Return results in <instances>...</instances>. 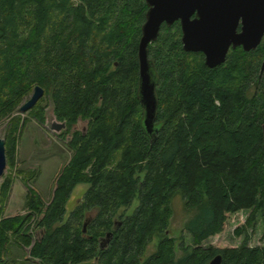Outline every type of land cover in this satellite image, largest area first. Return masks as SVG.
Wrapping results in <instances>:
<instances>
[{
	"label": "trees",
	"instance_id": "trees-1",
	"mask_svg": "<svg viewBox=\"0 0 264 264\" xmlns=\"http://www.w3.org/2000/svg\"><path fill=\"white\" fill-rule=\"evenodd\" d=\"M147 9L146 0H0V119H9L8 163L29 116L44 123V96L66 123L61 136L72 133L71 155L50 200L30 189L27 213L0 215V264L92 258L97 264H210L217 254L220 264H264V79L258 83L264 42L249 51L238 46L225 63L209 67L200 53L182 48L178 25H163L149 45L159 73V130L152 142L137 94ZM36 84L45 93L22 115L19 106ZM79 120H87L85 129H73ZM80 182L89 187L64 219ZM11 183L9 174L0 183V202ZM177 192L193 210L185 222L193 242L181 237L177 256L176 238L164 234L143 258L154 235L166 232ZM135 197L134 211L115 222L118 209ZM87 208L95 215L85 220ZM241 209L250 212L236 231L260 220L262 244H249L248 235L235 246L203 244ZM41 213L43 234L34 239L32 219ZM108 230L114 235L102 248L99 236ZM12 243L31 246L30 256L14 253Z\"/></svg>",
	"mask_w": 264,
	"mask_h": 264
},
{
	"label": "rangeland",
	"instance_id": "rangeland-1",
	"mask_svg": "<svg viewBox=\"0 0 264 264\" xmlns=\"http://www.w3.org/2000/svg\"><path fill=\"white\" fill-rule=\"evenodd\" d=\"M42 103H46L44 123H40L36 118L29 116L30 118L18 143L14 162L13 164L8 163L6 173L1 180L2 183L8 174L12 177V183L7 197L4 201L0 202L1 216L27 213L29 211L27 198L30 189H33L36 196H41L45 202H48L53 195L62 167L69 161L71 149L67 146V141L71 138L72 133L70 132L62 137L61 132L65 127L59 129L54 125L58 121L60 122V120L57 119L54 113L53 101L48 96H44ZM26 114H28L27 111L22 112V115ZM8 121V118L0 119L1 137H6ZM86 126L87 120H79L73 126V129H85ZM88 187L89 183L87 182H80L74 187L66 204L67 209L64 219L83 200ZM138 202V197H135L129 205L121 206L113 217L114 221H121L120 215L122 213H132ZM171 205L173 214L169 220L166 232L154 235L144 250L143 258L156 250L158 241L164 234L176 238L177 256H180L183 252L179 246L181 237H184L183 241L186 243L193 242L192 234L185 226V222L191 216L193 210L184 205V198L178 192L173 197ZM249 212L250 209H241L229 213L223 230L206 238L203 244L235 246L241 244L247 235L248 238L246 240L249 244H262L263 227L260 220H258L256 226H248L247 229L242 230L240 233L236 231V228L245 223ZM42 215L43 213L39 214L36 218L37 220L32 219L34 239L41 237L43 234V227L38 224V219ZM94 215L95 209L87 208L85 211V220L90 217L93 218ZM57 224L59 223L56 222ZM30 247L12 243L10 248L14 253H19L21 258H24L30 256ZM34 261L38 262L39 260L34 259ZM86 263L97 264L96 259L93 258Z\"/></svg>",
	"mask_w": 264,
	"mask_h": 264
},
{
	"label": "water",
	"instance_id": "water-1",
	"mask_svg": "<svg viewBox=\"0 0 264 264\" xmlns=\"http://www.w3.org/2000/svg\"><path fill=\"white\" fill-rule=\"evenodd\" d=\"M148 9L142 24L139 41L138 97L142 104V123L152 142L157 138L159 94L157 83L159 73L155 58L149 55V45L155 40L163 22L172 23L181 19L183 41L187 49L203 50L205 62L216 66L226 60L231 43L243 44L250 50L259 45L264 35V0H146ZM195 14V17L192 15ZM241 22V29L238 30ZM264 68V60L262 63ZM45 88L36 84L29 96L20 104L22 112L30 110L44 95ZM57 128L66 126L58 121ZM8 167L6 137L0 136V183ZM87 221L84 223L86 231ZM113 230L99 236L101 247L108 246ZM217 254L210 264H220Z\"/></svg>",
	"mask_w": 264,
	"mask_h": 264
},
{
	"label": "flooded vegetation",
	"instance_id": "flooded-vegetation-1",
	"mask_svg": "<svg viewBox=\"0 0 264 264\" xmlns=\"http://www.w3.org/2000/svg\"><path fill=\"white\" fill-rule=\"evenodd\" d=\"M148 7H149V6H148ZM192 17H195V14H193ZM163 25H166V26H168V27H173L174 25H178V26H179L180 40H181V46H182V48H183L185 51H187V52H197V53H200L201 56L203 57L204 63H205L207 66H209V65L205 62V61H206V60H205V58H206V54H205V52H204L203 50H194V49H187V48H185V46H184V41H183V38H182V37H183V34H184V31H183V26H182V22H181V19H180V18H179V19H175L172 23L163 22L162 25H161V27H160V33H161V30H162ZM240 29H241V22L239 23V26H238V30H240ZM160 33H159V35H160ZM159 35H158V37H159ZM158 37H157V38H158ZM157 38H156V39H157ZM156 39H155V40H156ZM155 40H153V41H155ZM153 41H151V42H153ZM263 42H264V35H263L262 40H261V42L259 43V45H260L261 43H263ZM238 46H241L243 49H245L244 46H243V44H239V45H237V46L234 47V46H233V43H231L230 48H229V50H228V52H227L226 60L223 61V62L220 63V64H217L216 66L225 63V62L227 61V59H228V56H229L230 51L233 50L234 48L238 47ZM257 47H258V46H257ZM255 48H256V47H255ZM255 48H252V49H255ZM252 49H250V50H252ZM245 50H246V51H249V50H247V49H245ZM149 55L151 56L150 51H149ZM151 57H152V56H151ZM263 60H264V56H263V58H262L261 65H260V69H259V73H258V77H259V81H258V83H260V81H261L262 79H264V68H262ZM209 67H215V66H209ZM257 87H258V86H257ZM257 87H256V88H257ZM263 90H264V87H263ZM54 125L57 126L56 123H55ZM263 126H264V123H263Z\"/></svg>",
	"mask_w": 264,
	"mask_h": 264
}]
</instances>
